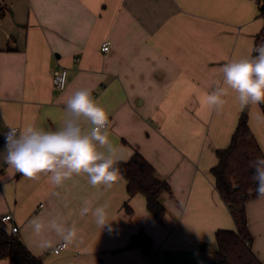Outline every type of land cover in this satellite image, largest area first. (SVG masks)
Returning <instances> with one entry per match:
<instances>
[{
  "label": "crops",
  "instance_id": "1",
  "mask_svg": "<svg viewBox=\"0 0 264 264\" xmlns=\"http://www.w3.org/2000/svg\"><path fill=\"white\" fill-rule=\"evenodd\" d=\"M0 16V216L12 213L17 234L45 264H211L216 232L236 229L211 173L217 151L227 148L242 113L226 90L221 109L206 95L221 87V68L253 55L264 42L261 0H5ZM110 42L109 51L103 44ZM67 69V85L53 83ZM79 88L108 113L118 162L138 152L172 188L163 219L146 198H129L122 177L93 188L86 175L60 187L46 175L28 179L5 160L10 127L62 126L64 106ZM249 125L264 152V113L251 105ZM128 201L133 209L127 213ZM107 205L100 229L91 211ZM253 251L264 264V197L247 205ZM57 215L78 229L59 254L41 251L27 228L41 216L47 228ZM57 243L59 239L52 237ZM56 243V244H57ZM55 244V245H56ZM0 264H13L7 258Z\"/></svg>",
  "mask_w": 264,
  "mask_h": 264
},
{
  "label": "clouds",
  "instance_id": "2",
  "mask_svg": "<svg viewBox=\"0 0 264 264\" xmlns=\"http://www.w3.org/2000/svg\"><path fill=\"white\" fill-rule=\"evenodd\" d=\"M254 55L232 59L221 68L223 81L206 95L212 109H221L226 90L233 91L241 110L264 103V42L256 45ZM66 79L67 74H57ZM63 124L58 129L45 130L28 125L21 130L10 127L5 134L6 163L23 177L38 179L46 175L50 183L60 187L74 176L86 175L93 188L109 190L122 179L116 167L117 150L110 140L108 113L92 96V89L79 88L67 99ZM256 194L264 197V158L251 162ZM107 205L81 208V215L91 211L95 224L102 229L108 223ZM27 228L41 251L53 249L55 236L66 245L78 238V229L57 215L46 228L41 216L32 217Z\"/></svg>",
  "mask_w": 264,
  "mask_h": 264
},
{
  "label": "trees",
  "instance_id": "3",
  "mask_svg": "<svg viewBox=\"0 0 264 264\" xmlns=\"http://www.w3.org/2000/svg\"><path fill=\"white\" fill-rule=\"evenodd\" d=\"M3 1L0 0L1 17L9 10ZM260 12L264 17V0H261ZM262 35L264 37V27ZM250 107L242 110L230 145L217 151L218 163L211 170L215 187L236 224V229H220L216 232L217 250L211 264H263L252 248L254 236L249 228L247 214L248 203L258 198L251 162L258 157L264 158V152L249 125ZM260 107L264 113V103ZM116 167L127 182L129 198L136 194L144 195L148 212L163 219L168 211L164 197L172 194L170 183L160 178L154 166L138 152L128 161L117 162ZM124 207L127 213L133 212L128 201ZM3 258L13 264H45L17 234L10 233L0 216V259Z\"/></svg>",
  "mask_w": 264,
  "mask_h": 264
},
{
  "label": "built area",
  "instance_id": "4",
  "mask_svg": "<svg viewBox=\"0 0 264 264\" xmlns=\"http://www.w3.org/2000/svg\"><path fill=\"white\" fill-rule=\"evenodd\" d=\"M102 49H103V51H109L110 42L107 41L106 43H104ZM65 73L67 74V69L62 68V69L56 71L55 75L53 76V83L59 89H64L66 87L67 76H66V79H61L57 74H60L62 76ZM1 219L8 226L10 233H13V234L19 233V226L15 223V220H14L12 213H7V214L1 216ZM66 247H67L66 244H64L63 242H60V243H57L53 249H50V251L54 254H59Z\"/></svg>",
  "mask_w": 264,
  "mask_h": 264
}]
</instances>
